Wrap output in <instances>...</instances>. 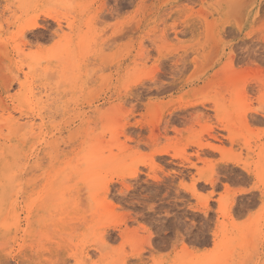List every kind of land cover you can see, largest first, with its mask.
Segmentation results:
<instances>
[{
	"label": "rangeland",
	"instance_id": "1",
	"mask_svg": "<svg viewBox=\"0 0 264 264\" xmlns=\"http://www.w3.org/2000/svg\"><path fill=\"white\" fill-rule=\"evenodd\" d=\"M263 86L264 0H0V264H264Z\"/></svg>",
	"mask_w": 264,
	"mask_h": 264
},
{
	"label": "bare ground",
	"instance_id": "2",
	"mask_svg": "<svg viewBox=\"0 0 264 264\" xmlns=\"http://www.w3.org/2000/svg\"><path fill=\"white\" fill-rule=\"evenodd\" d=\"M49 16H51V15H49ZM52 17V16H51ZM50 17V18H51ZM35 24H33V25H31L32 26V28H37V27H40V25L39 24H37L36 22H34ZM48 24V23H47ZM58 26L60 27V24H58ZM235 77V76H234ZM70 79V78H69ZM264 87V86H263ZM100 109V108H99ZM98 109V110H99ZM202 115V114H201ZM204 115V114H203ZM99 116V115H98ZM97 116V117H98ZM100 117V116H99ZM201 117V116H200ZM204 118H206V117H204ZM213 150H219L216 146H212L211 147ZM222 246H224L223 244H222ZM211 255L213 256V258H214V254H210L209 253V255H206V256H204L203 258H202V261L203 262H205V263H208V262H210L211 263ZM225 262V261H224ZM226 263V262H225Z\"/></svg>",
	"mask_w": 264,
	"mask_h": 264
}]
</instances>
